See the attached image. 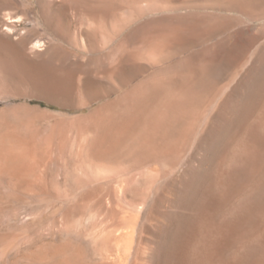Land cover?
<instances>
[{
    "label": "rangeland",
    "instance_id": "374dc122",
    "mask_svg": "<svg viewBox=\"0 0 264 264\" xmlns=\"http://www.w3.org/2000/svg\"><path fill=\"white\" fill-rule=\"evenodd\" d=\"M0 264H264V0H0Z\"/></svg>",
    "mask_w": 264,
    "mask_h": 264
},
{
    "label": "bare ground",
    "instance_id": "6f19581e",
    "mask_svg": "<svg viewBox=\"0 0 264 264\" xmlns=\"http://www.w3.org/2000/svg\"><path fill=\"white\" fill-rule=\"evenodd\" d=\"M233 217V216H232ZM219 233V232H218ZM223 236V235H222ZM221 238V237H220ZM224 238V237H223ZM225 239V238H224ZM223 241V240H222ZM199 255V254H198ZM211 255V254H210Z\"/></svg>",
    "mask_w": 264,
    "mask_h": 264
}]
</instances>
